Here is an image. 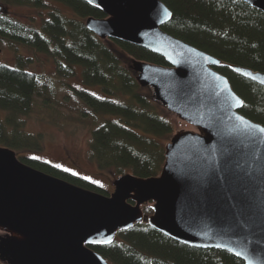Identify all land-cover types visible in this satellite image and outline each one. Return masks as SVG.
<instances>
[{
  "label": "water",
  "instance_id": "obj_1",
  "mask_svg": "<svg viewBox=\"0 0 264 264\" xmlns=\"http://www.w3.org/2000/svg\"><path fill=\"white\" fill-rule=\"evenodd\" d=\"M83 1L106 16L85 21L99 40L165 60H134L131 70L167 113L195 130L170 138L159 176H122L109 195L36 170L0 147V263L109 264L91 247L112 245L147 222L180 244L264 264V126L241 113L242 98L216 70L222 62L166 33L173 13L160 0ZM240 1L264 14V0ZM234 70L264 87V74Z\"/></svg>",
  "mask_w": 264,
  "mask_h": 264
},
{
  "label": "trees",
  "instance_id": "obj_2",
  "mask_svg": "<svg viewBox=\"0 0 264 264\" xmlns=\"http://www.w3.org/2000/svg\"><path fill=\"white\" fill-rule=\"evenodd\" d=\"M48 1L68 7L76 18L51 14L40 29H35L0 12V42L48 55L66 78L75 77L80 69L83 84L99 87L101 95L72 89L74 100L69 106L56 99L54 82L28 71L22 57H18L17 67L1 63L0 147L19 153V160L36 170L109 195L94 183L29 155L41 152L43 142L40 136L27 132L22 119L41 101L47 108L58 105L85 119L91 127V159L100 170L143 179L159 176L165 161L159 139L172 135L173 125L153 90L148 93L151 88L142 89L129 66L134 60L167 66L165 60L137 46L107 41L119 48V54L99 40L86 29L85 21L106 16L83 0H0L8 6L38 9ZM160 1L173 13L163 30L219 59L222 66L216 70L228 78L244 102L241 113L264 126V87L234 70L264 74V14L240 0ZM152 213L151 206H145L144 214ZM91 249L111 264H245L228 252L180 244L147 222L119 233L112 245Z\"/></svg>",
  "mask_w": 264,
  "mask_h": 264
},
{
  "label": "rangeland",
  "instance_id": "obj_3",
  "mask_svg": "<svg viewBox=\"0 0 264 264\" xmlns=\"http://www.w3.org/2000/svg\"><path fill=\"white\" fill-rule=\"evenodd\" d=\"M0 6L3 9L2 13L35 29H40L43 20H47L51 14L59 13L68 19L76 18L71 9L63 4L51 1L46 2L45 7L42 9L8 6L1 2ZM105 43L116 49V51L119 49L113 46L111 41H105ZM0 49L2 50L1 63L3 65L17 67L18 57L20 56L26 61L27 64L25 66L28 71L47 77L54 82L57 92L56 99L63 104L72 105L74 100L72 89H80L101 95L99 87H87L83 84L80 69H78L75 77L66 78L58 73L54 59L48 55L34 52L24 47L16 48L7 42H0ZM118 53L121 54V51ZM129 68L131 69V64ZM151 92L152 89L148 90V93ZM37 104L32 113L22 120L25 122V128L28 133L41 137L43 148L41 152L29 153V155L88 180L107 191L108 194L113 193L112 184L114 181L126 174L102 171L92 161L89 151L92 138L91 127H89L85 119L78 112L58 105L47 108L41 101L40 103L37 102ZM162 111L173 125V134L159 139L163 149L176 132L195 130L175 116L166 113L163 106ZM16 154L19 157L20 154L17 152ZM144 209L145 206L143 211Z\"/></svg>",
  "mask_w": 264,
  "mask_h": 264
},
{
  "label": "snow or ice",
  "instance_id": "obj_4",
  "mask_svg": "<svg viewBox=\"0 0 264 264\" xmlns=\"http://www.w3.org/2000/svg\"><path fill=\"white\" fill-rule=\"evenodd\" d=\"M262 131H264V129H262Z\"/></svg>",
  "mask_w": 264,
  "mask_h": 264
}]
</instances>
